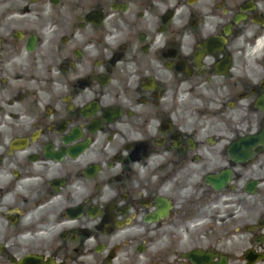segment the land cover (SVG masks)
<instances>
[{"label":"flooded vegetation","instance_id":"flooded-vegetation-1","mask_svg":"<svg viewBox=\"0 0 264 264\" xmlns=\"http://www.w3.org/2000/svg\"><path fill=\"white\" fill-rule=\"evenodd\" d=\"M260 254L264 0H0V264Z\"/></svg>","mask_w":264,"mask_h":264},{"label":"water","instance_id":"water-1","mask_svg":"<svg viewBox=\"0 0 264 264\" xmlns=\"http://www.w3.org/2000/svg\"><path fill=\"white\" fill-rule=\"evenodd\" d=\"M262 258V257H261Z\"/></svg>","mask_w":264,"mask_h":264}]
</instances>
